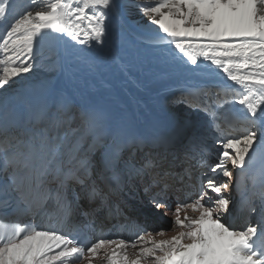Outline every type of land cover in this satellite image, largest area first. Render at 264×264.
<instances>
[{"label": "snow or ice", "instance_id": "1", "mask_svg": "<svg viewBox=\"0 0 264 264\" xmlns=\"http://www.w3.org/2000/svg\"><path fill=\"white\" fill-rule=\"evenodd\" d=\"M12 9L13 0H0V21ZM141 12L157 26L159 43L153 46L165 53L169 68L195 72L208 64L238 86L233 102L244 106L251 128L225 136L219 125L227 114L216 89L180 84L177 99L204 113L218 137L208 176L199 171L208 148L204 125L177 145L169 137L128 132L123 117L104 103H82L58 86L32 82L11 99L0 96V264H264V179L248 189L250 199L261 201L259 217L242 228L226 219H234L230 206L239 209L224 194L234 181L240 191L254 144L259 140L264 148V125L256 123L264 120V0H158ZM119 16L118 0H49L14 17L0 43V90L27 78L45 42L51 55L64 45L83 46L84 54L72 58L90 76L111 69L136 88L145 87L139 66L115 42ZM65 71L71 80L74 73ZM194 95L201 102L189 99ZM136 189L156 210L177 198L175 235L157 239L165 230H143L132 240L81 241L100 215H123L118 197ZM9 215L40 216V223ZM74 215L87 223L73 224Z\"/></svg>", "mask_w": 264, "mask_h": 264}, {"label": "bare ground", "instance_id": "2", "mask_svg": "<svg viewBox=\"0 0 264 264\" xmlns=\"http://www.w3.org/2000/svg\"><path fill=\"white\" fill-rule=\"evenodd\" d=\"M118 2L120 4V16L114 22V24H118V29H114V36L116 31H118V38L115 39V42L122 44L126 58H133L135 60L140 68L138 73L139 78L146 81L145 87L136 88L127 83L123 76L111 69H106L96 76L88 75L82 68L78 69L75 67L76 61L72 58L75 55L84 54L79 51L83 46L72 48L70 45H64L57 55L58 60L56 65L51 66L45 64L39 57L32 72L26 74L27 78L21 80L17 77L16 83L13 86H6L7 91L0 90V96L11 99L16 94L24 92L26 86L32 82L40 84L42 80L51 79L48 85L53 86L56 84L55 86L71 90L82 103L91 101L104 103L111 110L119 113L123 117L126 130L133 133L151 131L155 125L157 126L159 123L165 122L166 119H172L174 116H177L176 114L183 112V117H181L183 120L181 123L177 121L176 126L170 128L164 134L154 136L151 133L148 136L173 138V142L178 145L184 137L194 130L195 127L191 123L198 120L205 126L206 131H208L205 134L209 135L208 142L211 145L207 146L210 151H213L211 156H214V154H218L217 149L219 145L216 144L218 137L213 132L211 126L208 125L204 113L187 107L177 99L181 95L180 84L187 81L195 84L211 85L216 89L220 98L219 103L223 105L224 111L227 114V120L221 122L219 125L220 131L225 136H240L251 128V124L249 123L250 118L244 106L233 102L235 99H238L240 89L238 86H234L231 81L226 80L223 74L214 68H210L208 64H201L198 71L188 72L181 67L169 68L164 63L162 57L165 53L161 49L153 46L159 43L154 39L157 35L150 32L147 33L145 29L141 28V25L148 24L150 20V18L143 16L141 8L143 6H155L158 0H118ZM46 5L47 3L44 0H13L12 15L9 16L7 21H0V43H2V38L6 34L14 17H18L29 10L33 12L40 10L46 7ZM112 42L110 39V46ZM61 64L63 68L59 66ZM68 69L74 73L71 80L66 76L65 70ZM189 99L195 103L201 102L200 96L194 95ZM190 111H193V117L190 118L192 122L187 123L184 119ZM196 115L197 117H195ZM256 123L258 127L262 126L264 125V120H257ZM232 129L240 130L232 131ZM260 143L258 140L254 144L253 150L250 152L251 159L249 162L260 159L264 153V148L260 147ZM153 150L159 151L160 149ZM179 156L180 153L177 152V157ZM177 160L179 163V159ZM208 169L206 168L203 172L207 173L208 176H212V173ZM238 170L234 171V176L237 175ZM216 179L219 182L221 177H216ZM233 183L234 189L226 192V195L228 194L227 196L233 199L234 204L241 210V213H239V210L237 212L230 206V212L233 213L234 219L231 216L226 217V219L231 220L235 227L239 229L246 226L247 223L255 222L259 217V212L253 217L251 216L250 219L246 218V212L249 208L245 211L243 205L246 199L250 198L248 189L253 184L251 180L249 181L246 176L242 175L239 192L235 190V181ZM140 190L143 193L142 189ZM189 191L193 192L194 198L196 195L195 190L190 189ZM183 199L184 195L181 194L180 200ZM117 202L120 204L123 215L108 217L107 213H105L104 218L101 219L104 229L110 226L117 233L118 230L116 229L124 222L127 224V227L130 223H134L137 231H140V234H143V230L151 231L155 234L157 230L148 227L157 225L160 219H173L172 213L176 207L177 198L175 196L170 197L168 200L170 207L160 208L159 210H156L150 205H145L144 212H150L145 214L140 210L139 205H137L138 202L134 194L127 190L118 197ZM253 205L257 211H260L259 201L254 202ZM154 211H156V214ZM189 215H191L190 212ZM31 217L32 222L40 223V216ZM114 220L115 222H113ZM78 221L81 222L80 220ZM142 224L145 227L144 229H142ZM126 231L123 233V237H126ZM176 231L173 229L169 235H175ZM157 239L165 238L164 236H157Z\"/></svg>", "mask_w": 264, "mask_h": 264}, {"label": "rangeland", "instance_id": "3", "mask_svg": "<svg viewBox=\"0 0 264 264\" xmlns=\"http://www.w3.org/2000/svg\"><path fill=\"white\" fill-rule=\"evenodd\" d=\"M44 1H46V3H48L49 2V0H44ZM141 28L142 29H145V31H147V33L148 32H150V33H152V34H155V35H157L158 34V29H157V26H155V25H152V24H150V22H148V24H143V25H141ZM51 51H52V49L50 48V46L48 45V43L47 42H45L44 43V45H43V47H42V49H41V55L39 56L40 57V59H41V61L42 62H44L45 64H48V65H51V66H54V65H56L57 64V55H51ZM42 56V57H41ZM53 61H55L56 63H53ZM50 81H51V79H47V80H42L41 82H40V84H49L50 83ZM48 82V83H47ZM56 84H54L53 86H55ZM193 112V111H192ZM192 112L190 111V112H188L187 114H192ZM182 113L183 112H181V113H178V114H176L177 116H174V118H172V119H167V121H170V123H172L173 124V126H175L178 122L177 121H179V119L181 118V115H182ZM190 116V115H189ZM176 118V119H175ZM209 141V138L206 140V143ZM207 145L209 146V145H211L209 142L207 143ZM211 153H213V151H210L209 150V148L207 149V151L203 154V160H205L206 161V163L203 165V167H201L200 169H199V171L200 172H203V171H205L206 170V168H209V166L210 165H212V164H214L215 162H216V158H217V153L216 154H214V156H211L212 154ZM206 155V156H205ZM210 158H211V160H210ZM178 160H176L175 161V163H177L178 164V162H177ZM195 163V162H194ZM140 191V192H139ZM225 195H226V193H225ZM228 195V194H227ZM226 195V196H227ZM134 196H135V198H136V201L138 202V205H139V208H140V210L145 214V213H149V212H144L145 210H144V208H145V205L146 204H148L147 203V200H146V197L144 196V193H142L141 192V190L140 189H136L135 190V194H134ZM140 200H139V199ZM143 201V202H142ZM31 220V219H30ZM172 218H169V219H166V220H159V222L157 223V225H154L153 227H152V229L153 230H160V228L161 229H163V230H165V232H166V235L164 236V238L165 239H167V238H170L171 237V235H169V233L170 232H172L173 231V228H172ZM168 232V233H167ZM169 235V236H168Z\"/></svg>", "mask_w": 264, "mask_h": 264}]
</instances>
